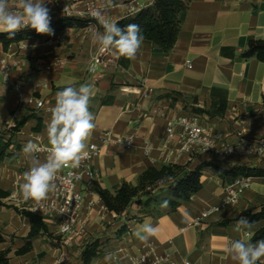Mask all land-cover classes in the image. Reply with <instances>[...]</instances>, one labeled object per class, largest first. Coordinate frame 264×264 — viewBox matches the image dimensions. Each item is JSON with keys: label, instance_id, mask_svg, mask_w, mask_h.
<instances>
[{"label": "crops", "instance_id": "crops-1", "mask_svg": "<svg viewBox=\"0 0 264 264\" xmlns=\"http://www.w3.org/2000/svg\"><path fill=\"white\" fill-rule=\"evenodd\" d=\"M111 1L114 4L103 10L107 11V18L115 22L131 13L133 6L144 7L154 0ZM184 1H188L189 6L183 14L181 30L171 50L165 52L151 40L144 39L134 59L114 54V64L105 68L97 79L88 72L90 59L99 45L91 42L88 25L66 28V40L59 45L46 43L43 36L25 39L23 43L27 47L24 48L19 46V42H14L4 49L0 42V57L15 63L12 79L23 80L22 88L17 90L4 84L0 74V130L7 129L24 116L33 115L15 136L21 148L17 149L13 144L11 151L14 155L0 164V189L9 195L14 171L19 165L30 162V158L21 151L27 141H33L38 134L45 144L50 145L46 131L51 115L49 109L56 103V93L69 85L78 88L80 84L88 83L93 86L89 111L94 114L95 128L86 141L87 145L99 141L107 131L114 136L134 137L132 147L111 142L92 159L97 172L96 182L112 192L123 181L136 184L146 168L172 162L167 158L168 147L161 138L167 117L174 113L198 114L212 133L219 134L228 143L236 144L264 132V61L243 57L251 39H264V0ZM45 2L52 20H56L64 15L66 6L81 9L86 1ZM9 5L20 9L19 0H9ZM59 59L65 61L63 66L58 64ZM188 60L191 67L187 65ZM148 88L152 91L143 96ZM32 95L43 100L41 107L26 102ZM223 102V112L209 111ZM37 117L42 118L40 130H34ZM8 136L5 135L6 138ZM145 140L154 144L148 156L143 152ZM174 162L188 168H194L201 162L211 163L202 170V188L176 209L160 208L159 215L144 212L137 203H132L122 214L101 209L100 215L104 218H97L98 215L94 214L92 217L96 220H91L89 225L97 226L98 230L104 227V222L111 223V226L103 231L107 235L100 241L101 251L93 264H124L123 252H138L144 244L133 235L137 231L145 235L142 231L144 224H150L157 230L156 236L149 237L147 242L156 243L160 252L167 249L174 252L178 259L187 257L191 264H237L226 252L230 240L256 242L245 232L253 235L264 225V220L243 231L236 230V221L243 211L256 212L264 203V176H252L251 185L236 203L212 211L200 225L184 231L180 229L206 208L220 204L228 196L227 187L234 185L241 176L225 175L216 166L226 169L235 165L264 168V158L222 156L214 150L186 153ZM89 196L97 199L98 204H104L95 191ZM1 200L9 203L8 196ZM124 224L127 230L118 235L117 229ZM0 230L5 239L14 234V241L4 248L16 251L27 240L29 223L13 209L0 206ZM32 244L31 251L15 255V260L10 256L11 262L30 264L36 250L35 241Z\"/></svg>", "mask_w": 264, "mask_h": 264}, {"label": "built area", "instance_id": "built-area-1", "mask_svg": "<svg viewBox=\"0 0 264 264\" xmlns=\"http://www.w3.org/2000/svg\"><path fill=\"white\" fill-rule=\"evenodd\" d=\"M86 2L81 9H74L72 7L64 8L63 16H74L79 18H91L90 12L93 10L101 9L112 6L114 3L111 0H85ZM145 7V6H144ZM142 7L133 6L132 12H135ZM13 9L20 11L19 8ZM92 22H95L94 20ZM90 22V23H92ZM54 31V35L42 34L46 43L62 44L66 40L65 29L59 30L55 26H50ZM25 39L18 41L19 46L24 48L26 45L23 43ZM97 51L92 55L88 64V72L94 75L95 79L101 76L102 71L108 66L114 64V54H102ZM58 64L63 66L65 61L59 59ZM14 62L6 57H0V74L3 77V83L13 86L15 89L20 90L23 86V80L12 79V69ZM187 65L192 66L191 61L188 60ZM152 88L146 89L142 93L147 96ZM26 102L35 107H41L43 100L35 95L30 96ZM11 124L8 128L14 126ZM131 139V140H130ZM162 142L168 147L167 158L174 162L179 159L183 154H193L195 152H207L216 150L219 155L231 156L242 155L247 157L264 158V152L254 150L248 152L255 144L257 149L264 147V132L254 138H244L238 143H228L224 141L217 133H212L206 127L198 114H183L174 113L171 117H167L164 129V135L161 138ZM33 142L36 143L39 151L35 153L37 159L43 163L46 157L50 154V145L45 144L42 137L35 134ZM121 143L130 148L134 145V137L132 135L114 136L111 131H107L99 139V141L90 142L87 145L86 151L89 152V158L82 162L81 167L78 169L65 168L57 175L56 185L57 189L49 194L46 200L36 202L34 200L25 201L19 191V185L23 183V173L28 170L29 163L19 165L18 169L14 171L12 189L8 195V200L15 206L29 210L33 213L40 215L43 220L55 228L56 233L64 238L66 241L75 236H81L87 229L89 220L94 214H100L101 209L107 208L104 204H98V200L89 193L93 190L92 186L96 182L97 172L93 168L92 159L99 155L104 146L111 143ZM174 144V145H173ZM219 145V149H216ZM153 142L145 140L143 142V152L149 155L153 149ZM175 163V162H174ZM252 176H239L234 185L227 187L228 196L225 197L218 205L206 208L198 216L181 227L184 231L188 227L200 225L214 210H219L221 207L229 204H234L239 200L242 192L251 185ZM102 201V200H101ZM108 210V209H107ZM246 236L253 237L250 232H245ZM123 250V249H121ZM123 257L126 261L124 264H191L187 257L178 259L174 252L165 250L160 252L158 245L153 241L144 243L138 252L124 251Z\"/></svg>", "mask_w": 264, "mask_h": 264}, {"label": "trees", "instance_id": "trees-1", "mask_svg": "<svg viewBox=\"0 0 264 264\" xmlns=\"http://www.w3.org/2000/svg\"><path fill=\"white\" fill-rule=\"evenodd\" d=\"M188 6V1L184 0H154L152 4L118 19V26L124 28L131 23L138 24L145 39L151 40L156 47L167 52L173 48L177 41L181 30L182 17ZM92 21L93 19L90 18L62 16L59 19L51 20L50 26L53 25L62 30L74 26L85 27ZM41 35L34 29L24 28L16 32L12 39H9L7 34L0 33V42L3 44L4 49H8L10 44L14 42L27 39L30 36ZM243 57H255L264 61V39H251L243 52ZM224 110L225 103L223 102L209 111L221 113ZM30 116L33 115L24 116L14 126L0 130V164L6 158L14 155L11 151L13 144H16L17 149L21 148V145L15 140V136ZM37 119L38 123L34 130H40L41 128L42 118L37 117ZM6 134H9L7 138L5 137ZM207 165H211V163L201 162L194 168H188L184 164L169 162L162 164L160 167L150 166L146 168L140 173L136 184L123 181L121 186L114 192L102 187L97 182L91 189L99 195L107 209L115 214H122L132 203H137L144 212L159 215L161 214V204L164 201L169 202L167 207L176 209L202 188V170ZM216 167L223 174L229 176H264V168L261 167L248 165H235L228 169ZM6 196H8V192L0 189V206L5 205L14 208L29 223L27 240L22 247L17 249V255L29 252L32 249V241L39 235L46 234L52 237L48 224L40 215L3 202L1 198ZM241 216L254 223L264 220V203L258 211H243ZM126 230L127 226L124 224L117 229L116 233L120 235ZM260 239H264V225L258 228L252 237L253 241ZM4 241V234L0 230V264H12L9 249L1 247ZM101 244L98 240L87 243L81 253V264H93L94 259L101 251Z\"/></svg>", "mask_w": 264, "mask_h": 264}, {"label": "clouds", "instance_id": "clouds-1", "mask_svg": "<svg viewBox=\"0 0 264 264\" xmlns=\"http://www.w3.org/2000/svg\"><path fill=\"white\" fill-rule=\"evenodd\" d=\"M19 7L21 11L13 9L9 0H0V33L7 34L12 39L16 32L31 28L38 34L54 35L50 27V9L45 0H19ZM107 15V11L101 9L90 12L91 18L96 22L88 25L91 42L93 45L99 44L102 54L134 59L145 39L140 26L131 23L121 28L118 21H110ZM96 25L100 27L97 28ZM93 95V86L88 83L80 84L78 88L69 85L56 93V103L49 109L51 115L46 127L50 154L41 163L35 155L39 148L32 140L27 141L21 149L30 158L29 168L23 173V183L19 185L23 200H46L57 189V175L63 169H78L89 158L90 154L85 149L86 141L95 128L94 114L89 111ZM254 150L264 152V147L257 149L254 144L248 152ZM168 203L164 201L161 207H167ZM253 223L241 216L236 221V230L251 229ZM142 231L145 235H141L140 231L133 233L142 243L157 234L156 228L150 224H144ZM226 252L237 264H264V239L255 243L232 239Z\"/></svg>", "mask_w": 264, "mask_h": 264}, {"label": "rangeland", "instance_id": "rangeland-1", "mask_svg": "<svg viewBox=\"0 0 264 264\" xmlns=\"http://www.w3.org/2000/svg\"><path fill=\"white\" fill-rule=\"evenodd\" d=\"M8 202L9 203L7 204L14 205L9 200ZM4 207L13 209L14 211H16L12 207H7L5 205ZM97 215H98L96 216L97 218H100V219L104 218V215H100V214H97ZM96 217L95 218L91 217L89 221L90 222L91 220L95 221ZM89 224H88L86 231L81 236H75L68 241H66L64 238L58 235L53 226L48 225L49 231L52 233V237L46 234H41L33 240L35 241V244H36L35 246L36 250L32 254L29 260V263L30 264H81V253L84 247L87 245V243H90L96 240L101 241L102 238L106 237L107 235V234H104L103 231L108 230V228L111 226V223L109 224L108 222L106 223L104 222L102 224V226L104 227L98 230L97 226L93 228ZM90 229H95V230H90ZM13 237H14V234L8 235V237H6L5 239L7 242L2 244L1 247L4 248V246L9 245L10 241H14ZM25 242L26 241H24V243ZM32 248H33V244H32ZM4 249H9V251L11 250V248L9 247H6ZM16 251L9 252L10 253L9 255L13 258V260H15L14 256L17 255ZM11 263L15 264L14 261Z\"/></svg>", "mask_w": 264, "mask_h": 264}]
</instances>
